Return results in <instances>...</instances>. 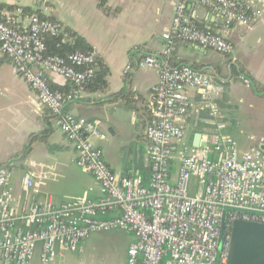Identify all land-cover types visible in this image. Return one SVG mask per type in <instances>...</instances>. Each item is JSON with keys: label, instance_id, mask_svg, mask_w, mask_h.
Segmentation results:
<instances>
[{"label": "built area", "instance_id": "obj_1", "mask_svg": "<svg viewBox=\"0 0 264 264\" xmlns=\"http://www.w3.org/2000/svg\"><path fill=\"white\" fill-rule=\"evenodd\" d=\"M191 3L214 13L226 30L248 26L259 15L251 0H180L162 36L161 52L125 67L124 74L152 69L158 76L144 131L149 143L147 184L140 177H117L109 169L99 148L106 139L99 122L63 111L83 98L95 77L96 52L46 56L44 37H62L66 42L64 26L43 19L44 9L29 14L18 6L0 7V53L34 92L37 105L53 117L55 127L73 147L75 165L92 174L103 194L96 202L79 199L60 207L51 201L40 204L32 198L38 190L33 175L27 173L22 179L26 203L17 212L11 171L0 167L3 264H31L37 248L42 264H54L57 256L78 252L91 234L117 230L131 232L136 239L127 251V264H227L232 224L264 225V150L252 145L239 153L235 141L221 134V126L209 145L194 148L185 139L184 118L197 103L189 92L196 91L204 100L211 78L186 64L170 67L167 60L178 42L225 57L232 52L222 36L198 28L185 16ZM45 73L62 78L71 89L52 91ZM244 83L249 87L247 80ZM175 161L177 179L171 183L170 166ZM192 180L196 183L193 196L189 194ZM109 213L114 216L104 219ZM223 214L226 224L219 244Z\"/></svg>", "mask_w": 264, "mask_h": 264}, {"label": "crops", "instance_id": "obj_2", "mask_svg": "<svg viewBox=\"0 0 264 264\" xmlns=\"http://www.w3.org/2000/svg\"><path fill=\"white\" fill-rule=\"evenodd\" d=\"M179 1L107 0L101 5L100 0H0V7L18 6L31 12L44 9V17L64 26L71 43L82 39L96 52L97 63L106 70V86L99 90L89 84L83 98L63 111L100 123L106 139L99 148L117 177H140L148 183L149 143L144 131L154 106L152 88L158 76L152 69L123 71L161 52L162 36L170 28ZM251 2L259 13L255 21L229 30L210 10L195 3L186 6L185 16L198 28L219 34L232 46L231 55L225 57L178 42L167 60L170 67L186 64L211 78L204 100L196 91L189 92L197 101L184 118L185 139L191 146L197 135L200 145H209L221 126V134L235 141L239 153L252 145L264 150V0ZM44 76L54 91L70 90L62 78L49 73ZM240 125L262 134H241ZM75 159L73 147L55 127L53 117L37 105L34 92L0 53V167L11 171L17 212L26 203L22 179L27 173L33 175L38 193L32 198L37 203L51 201L60 207L79 199L100 200L103 194L92 174L78 168ZM178 166L177 161L170 166L171 183L176 182ZM195 187L192 180L191 196ZM112 216L114 213H109L104 219ZM135 240L127 231L93 233L78 252L57 256L54 264H127V251ZM31 264H42L38 248Z\"/></svg>", "mask_w": 264, "mask_h": 264}, {"label": "water", "instance_id": "obj_3", "mask_svg": "<svg viewBox=\"0 0 264 264\" xmlns=\"http://www.w3.org/2000/svg\"><path fill=\"white\" fill-rule=\"evenodd\" d=\"M228 70L230 69L228 68ZM252 88L254 89L253 86ZM192 146L194 148L200 146V135H197L194 138ZM261 149L263 150V148ZM225 224L226 215L223 214L221 218L219 244L222 239ZM227 264H264L263 224L245 221H235L232 224L230 250Z\"/></svg>", "mask_w": 264, "mask_h": 264}, {"label": "trees", "instance_id": "obj_4", "mask_svg": "<svg viewBox=\"0 0 264 264\" xmlns=\"http://www.w3.org/2000/svg\"><path fill=\"white\" fill-rule=\"evenodd\" d=\"M106 2H107V0H100L101 5H105ZM25 11L29 14L34 13V12H31L30 10H27V9H25ZM42 18L45 20L53 21L50 18H46V17H42ZM68 38H69V35H68ZM43 41L46 45V56L63 57L69 53H73V52L86 53V52L91 50L86 46V44L83 42L82 39H77L73 43H71L70 39H68L66 42H62V37H58V38L44 37ZM97 62L99 63L98 58H96V61L94 64L95 77L91 80V82L89 84H94L93 86H95L97 89L100 90L101 88H104L106 86V82L104 80V77L106 75V70H104L103 66H100V64H98ZM68 86H70V85L68 84ZM50 89L52 91H54V89H52V88H50ZM70 89H71V86H70ZM85 90H86V88H85ZM68 91H69V89H68ZM68 91H66L65 93H67Z\"/></svg>", "mask_w": 264, "mask_h": 264}, {"label": "rangeland", "instance_id": "obj_5", "mask_svg": "<svg viewBox=\"0 0 264 264\" xmlns=\"http://www.w3.org/2000/svg\"><path fill=\"white\" fill-rule=\"evenodd\" d=\"M231 126V124H230ZM232 126H234V124L232 123ZM238 128V132H241V134H244V135H253V136H257V135H261L262 133L259 132V131H256L246 125H240V127H237ZM231 131H234L233 128ZM234 133V132H233Z\"/></svg>", "mask_w": 264, "mask_h": 264}]
</instances>
